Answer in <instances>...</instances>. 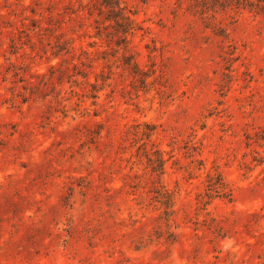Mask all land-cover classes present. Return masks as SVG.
<instances>
[{
  "label": "rangeland",
  "instance_id": "rangeland-1",
  "mask_svg": "<svg viewBox=\"0 0 264 264\" xmlns=\"http://www.w3.org/2000/svg\"><path fill=\"white\" fill-rule=\"evenodd\" d=\"M96 2L0 0V264H264V14Z\"/></svg>",
  "mask_w": 264,
  "mask_h": 264
},
{
  "label": "trees",
  "instance_id": "trees-1",
  "mask_svg": "<svg viewBox=\"0 0 264 264\" xmlns=\"http://www.w3.org/2000/svg\"><path fill=\"white\" fill-rule=\"evenodd\" d=\"M217 3H221L222 6H233L236 8H244L249 9L252 12H256L259 14H264V0H215ZM93 7H95V10H97L100 16L99 21H105L110 22V25H103L100 24L97 26L98 29V35L101 36L103 33V28H106L108 26H113L116 29V32L119 34V39L123 42V40H126L128 43V35L134 32L136 23V19L132 17L127 12V8L123 6L124 0H97L96 3H92ZM93 14V13H91ZM136 14V13H133ZM103 16H106L103 18ZM104 19V20H102ZM124 65L129 67L131 70H133L134 73L141 72V69L139 67V64L137 62H133V56L127 55L124 56ZM143 76L139 79L142 83V87H147L148 85V73L143 72ZM94 98H98L97 95H94ZM146 126L148 128L147 131L143 133V136L147 138H151L152 135L156 132L155 125H149L146 123ZM261 139L264 140V134L261 135ZM164 151L161 149H158L156 153L147 151L146 157L148 159L149 167L152 169V171L157 172L160 171L161 173H164L165 171V164L166 159L164 157ZM223 179H215L211 178L210 187H213L215 189H221L224 192L225 196H231L232 194H229V191H227L226 185L222 182ZM160 202H162L166 207H171L172 203H174V200L171 198V194L166 191V193H159V196H157Z\"/></svg>",
  "mask_w": 264,
  "mask_h": 264
}]
</instances>
